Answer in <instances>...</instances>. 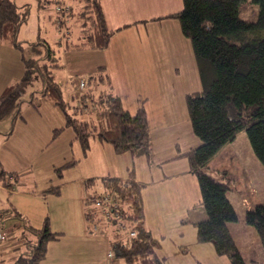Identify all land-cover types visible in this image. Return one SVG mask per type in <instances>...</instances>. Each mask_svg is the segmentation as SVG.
Masks as SVG:
<instances>
[{"label":"trees","instance_id":"obj_1","mask_svg":"<svg viewBox=\"0 0 264 264\" xmlns=\"http://www.w3.org/2000/svg\"><path fill=\"white\" fill-rule=\"evenodd\" d=\"M38 1L40 6L43 0ZM80 2L75 10L67 7V15L79 23L80 30L74 36L66 28L64 41H59L60 52L106 49L112 36L120 30L108 28L101 0ZM59 7L57 12L63 14L65 10ZM29 15V3L0 0V40L19 50L25 65L23 77L7 85L0 95V121L9 117L15 121L20 117L29 93V104L35 106V101L48 99L64 114V124L52 130L51 142L70 128L85 155L90 138L95 136L101 142L112 144L118 152L144 155L152 164L151 128L144 103L132 112L124 106L119 93L103 89L102 86L111 85L106 65H99L79 78L77 94L67 100L57 75L62 67L61 54L46 39L33 42L19 39ZM166 17L177 19L183 35L190 39L202 82L201 90L186 95L193 132L200 144L182 154L197 177L201 203L207 213L206 219L194 224L197 238L200 242H210L218 255L227 257L229 264H247L229 227L230 222L238 219L227 194L232 180L225 169H212L209 162L227 142L245 130L254 153L264 164V0H184L181 10ZM58 20L59 28L64 29L66 19L60 15ZM37 80L41 84L38 88L35 87ZM76 112L87 118H78ZM77 162V159L70 160L55 169L62 176L66 168ZM8 177L12 180L15 174L5 170L0 161V180L6 183ZM85 183L88 188H95L97 179L90 178ZM142 188L131 168L127 178L102 177V191L94 189L88 196L89 203L94 196L113 195L121 205L120 220L128 231H119L117 221L105 219L96 208H87V219L108 226L114 258L127 264H166L160 253L161 242L145 223ZM60 191L57 185L45 192L59 194ZM11 209L0 208V221L14 212L23 220L24 232H30L36 239L19 253L14 264H38L47 256L49 242L58 239L60 233L53 231L48 216L42 227L33 228L21 213ZM97 213L100 216L96 220ZM246 220L255 227L264 248V202L248 210ZM129 230L135 234L129 236Z\"/></svg>","mask_w":264,"mask_h":264},{"label":"rangeland","instance_id":"obj_2","mask_svg":"<svg viewBox=\"0 0 264 264\" xmlns=\"http://www.w3.org/2000/svg\"><path fill=\"white\" fill-rule=\"evenodd\" d=\"M23 1L24 4L29 3L30 19L31 22L37 23L38 36L47 38L46 40L52 43L58 53L62 48L59 39L64 37L63 34L66 28L71 34L79 32V23L73 21L70 14L67 15L69 10L67 6H73L74 10L79 7L77 0H43L40 6L38 0ZM59 6L65 10L63 14L57 12L56 8L58 9ZM60 15H63L67 21L64 29L59 28V20L57 21V19ZM176 23L179 26L178 36L182 40L172 38L167 42V46L164 44L165 58L163 57V59L167 64L164 76L156 84L150 82L152 76L150 77L148 73L144 76H137L143 93L151 98L152 110L156 112V115L159 110L157 100L161 99L165 105L166 115L174 121V123L170 121L166 124H152L154 130L162 128L157 141V144H160L159 147L162 148H166L175 136L180 138V146L182 144L184 148L200 144V139L193 132L186 95L188 92L201 90L202 82L192 43L189 38L182 35L177 20ZM37 38L39 39V37ZM13 48L15 47L13 46ZM15 49L20 55L21 63L24 65L21 52L17 48ZM13 60L10 53L3 52V65L0 67V76L4 72L3 68L8 70L4 63L11 64ZM22 77L23 75L19 79ZM40 85V81L37 80L35 87L38 88ZM76 92L75 90L74 93ZM28 97L29 93L25 97L26 101L22 104L23 111L20 117L16 118L15 121L10 117L0 121V161L2 167L9 170L14 164H18L17 168H11L17 169V172L14 171L15 177L12 180L9 181V178H7L6 183L0 180V208H12V211L14 209L21 213L22 218L27 219L25 221H28L33 228L43 226L44 214L47 210L46 214L50 219L51 227L53 224L54 226H62L63 223L67 226L69 221L73 227L76 224L77 210L74 203L78 199L79 185L72 181V178L78 176L79 173L77 172H80L81 168L89 170L92 166H98L96 170H99L104 166L106 170L108 160L111 162H114V160L120 161L123 169V158L130 157L131 153L118 152L112 144L107 143L105 147H113L114 152L106 155L102 146L93 145L90 138V147L87 156H85L78 139L71 136L73 145H69L71 141L68 137L71 134L69 129L63 134L64 138H60L57 143L52 144L53 146L48 149H39L37 145L39 139L44 141L47 136H50V123L59 120L57 116L58 108L53 110L46 102L39 103V101H35V109L27 112ZM36 113H41L42 117H38ZM75 115L80 119L87 118L85 114L80 112H76ZM90 115L92 118L95 117L94 113ZM36 116L38 118H35ZM23 117L25 119L21 120ZM24 120L25 123H23ZM63 141L67 144L66 146L62 145ZM78 156L80 159L77 158ZM137 157L143 159L144 167L147 169L148 160L146 156H136V161H139ZM215 157H217L218 162L216 160L215 162L218 168L225 169L232 180L231 189L227 194L236 209L238 217L237 221L229 223L233 237L247 264H264V248L255 227L246 220V212L264 202V164L254 153L245 130L238 133L233 140L227 142ZM76 158L79 159L78 165L66 168L60 176L55 167L63 164L62 162ZM139 165H141V162ZM132 168H134L133 165ZM215 176L219 177L216 173ZM61 183L63 184L60 186V194H43L46 188ZM101 184L102 177L97 180L96 190L99 192L102 191ZM36 191L38 194H34ZM19 192L28 196L20 195L22 193ZM63 211H69L68 215L70 217L68 219L63 217ZM99 216L100 213H97L94 219L97 220ZM16 217L14 212L7 214L5 219L0 221V226L7 230L8 235V228H10L13 236L11 242L14 241L15 246L20 244L18 247L21 250H26L27 244L36 242V239L30 232H24L23 220ZM206 218V210L200 201L195 209H192L187 215L184 214L183 219L180 218L181 224H178L177 227L179 232L173 230L172 234L159 239L162 244L160 253L165 258L166 264H229L227 257L218 255L210 242H200L198 240L197 228L194 224ZM88 228L91 230L90 225H88ZM23 233L25 237L27 236L26 239H24V236L17 238L19 234L23 235ZM62 236V234H59L60 238ZM24 240L25 242H23ZM83 243L85 247L105 251L98 240L89 239L83 241ZM108 248L107 245L105 254H107ZM47 256L48 261H46ZM47 256L38 264H52L54 259L61 260L64 257V255L57 256L53 254H47ZM113 258H111L113 264H127L116 258L117 262H115ZM2 264H7V260L2 261Z\"/></svg>","mask_w":264,"mask_h":264},{"label":"crops","instance_id":"obj_3","mask_svg":"<svg viewBox=\"0 0 264 264\" xmlns=\"http://www.w3.org/2000/svg\"><path fill=\"white\" fill-rule=\"evenodd\" d=\"M77 1V5L79 6L81 2L80 0ZM16 2L18 4H24L23 0H16ZM101 4L108 28L120 30H117L112 36L109 46L106 49L61 51L62 67L58 70L59 72L57 74L59 82L63 85L66 99L69 100L76 88H78L79 78L94 71L99 65H106V71L111 77V85H105L102 86V88H109L113 92L119 93L122 97L124 106L132 112H135L143 103L146 106L151 128L153 160L152 164L148 161V167L146 169L143 159L137 157L139 161H136V156L130 155V157L123 158V169L120 161L117 162L114 160V162H111L108 160L106 170L104 166L99 170H96L98 166H92L89 170L81 168L80 172H77L79 173L78 176L72 178V181L79 185L78 199L74 203L75 209L77 210L76 224L72 227L69 221L67 222V226L64 223L62 226L52 225L51 228L53 231L59 232L60 235L62 234L63 236L50 241L51 244H48L47 254L57 256L64 255L61 260L54 259L52 264H113L112 259L108 256L113 240L112 233L109 232L108 226L99 224L100 227L96 233H92L88 228L90 221L87 219L86 210L87 208H96L92 202L88 203V196L96 190V186L95 188H88L86 186L85 181L90 178H96L97 180L104 176L127 178L133 165L136 180L143 184L142 199L145 212V223L156 239L164 238L166 235L172 234L173 230L179 232L177 227L178 224H181L180 218L182 217L183 219L184 214H189V212L195 209L201 201V191L197 177L191 172L189 161H187L188 159L182 156L189 148L198 144L184 148L182 144L180 146V138L175 136L166 148L159 147L160 144H157V141L159 139L160 129L162 128L154 130L152 124H166L170 123V121L174 123V121L170 120L166 115L165 105L161 99L157 100L159 110L156 115V112L152 110L153 106L151 105L150 96L143 93L137 78L138 75L144 76L148 73L150 77L152 76L150 82L152 81V83L156 84L161 77L164 76V71L167 66L163 59V57L165 58L163 52L164 44L167 46V42L172 38L181 39L178 36L179 26L176 23L177 19L168 18L166 15L181 10L184 0H101ZM67 7L73 8V6ZM30 18L31 15L28 22L22 26L19 39L33 42L38 39L37 37L41 39L43 37L38 36L39 32L36 29L37 23L34 21L31 22ZM77 33L74 34V36H77ZM61 38L59 40L64 41V37ZM15 50L13 45L0 40V67L3 65V52L10 53L14 59L11 64L4 63L8 70L3 68L4 72H2L0 76V95L7 85L17 81L25 73V65L21 63L20 55ZM99 88L102 89L101 87H98V89ZM38 101L39 103L43 101L46 102L53 110L58 108L57 116L59 120L50 123V136H47L44 141L39 139V143L37 144L39 149H48L53 146L52 144L57 143L60 138H64L63 134L67 129H65L55 141L51 142L52 130L64 124V114L52 101L48 99ZM34 109L35 106L27 103V112ZM36 114L38 117H42L41 113ZM37 116L35 118H38ZM22 119H25V117L21 118V120ZM25 122L24 120L23 123ZM68 129L71 130L70 128ZM71 136L75 138V134L72 130L68 137L71 139ZM62 143L64 146L67 145L64 141ZM91 143L95 146H102L106 155H110L114 152L113 147H105L107 143L101 142L95 136L91 137ZM70 144L73 145L72 139L69 142V145ZM221 150L219 152H221ZM85 156H87V154ZM215 156L210 160L209 167L212 169H220L217 166L216 162L218 161ZM77 158L80 159L79 156ZM79 159L77 160L79 161ZM140 162L141 165H139ZM62 163L64 164L66 162ZM77 165L78 162L73 167ZM135 165L138 166L135 167ZM17 166L18 164H14L9 170L17 172V169H11L17 168ZM8 178L10 181V177ZM62 184L63 183H61L60 186ZM52 187L46 188L43 194H50L51 192L46 193L45 191ZM34 194H38V192L36 191ZM20 195L24 196L25 194L22 193ZM46 213L44 214V219L48 216ZM68 213L69 211H63V217L68 219L70 217ZM8 230V238L0 246V264H2V261L6 260L7 264H14L19 253L22 251L18 247L20 244L15 246L13 243L14 241L11 242L13 236L10 232V228H8ZM21 235L22 234H19L17 238ZM89 239L98 240L105 251L85 247L83 241ZM107 245L109 248L107 254H105ZM113 260L117 262L115 258H113ZM46 261H48V256Z\"/></svg>","mask_w":264,"mask_h":264},{"label":"built area","instance_id":"obj_4","mask_svg":"<svg viewBox=\"0 0 264 264\" xmlns=\"http://www.w3.org/2000/svg\"><path fill=\"white\" fill-rule=\"evenodd\" d=\"M59 9H61L59 7ZM81 85L83 86L84 83L82 82ZM92 202L94 204V206L99 209L102 213V215L105 217V219L107 220H112L114 219L115 221H117V229L119 231H128V228L126 226V224H124L120 218H121V214H120V210H121V205L120 203L114 198L113 195L109 194V193H104L101 194L100 196H94L92 198ZM91 231L96 232L99 230V223L98 222H90L89 223ZM129 236H133L135 234V232L133 230H129L128 232ZM8 238V232L6 229L4 228H0V246L7 240ZM109 258L113 257V253L111 250H109V254H108Z\"/></svg>","mask_w":264,"mask_h":264},{"label":"clouds","instance_id":"obj_5","mask_svg":"<svg viewBox=\"0 0 264 264\" xmlns=\"http://www.w3.org/2000/svg\"><path fill=\"white\" fill-rule=\"evenodd\" d=\"M90 223V222H89ZM111 250V249H110Z\"/></svg>","mask_w":264,"mask_h":264}]
</instances>
